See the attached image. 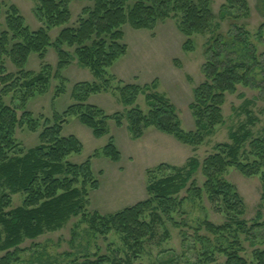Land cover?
I'll use <instances>...</instances> for the list:
<instances>
[{
	"label": "rangeland",
	"instance_id": "374dc122",
	"mask_svg": "<svg viewBox=\"0 0 264 264\" xmlns=\"http://www.w3.org/2000/svg\"><path fill=\"white\" fill-rule=\"evenodd\" d=\"M209 1L215 17L211 26L206 32L190 38L179 28L181 16L160 21L150 30L124 25L122 44L127 46V51L106 69L103 78L96 77L90 67L82 65L75 55V48L67 45L64 49L71 54L70 62L62 68L54 46L47 47L43 55L30 54L23 66L27 80L42 75L47 82L22 87V90L4 98L7 104L18 107L23 94H26L25 108L19 109L18 114L29 112L37 129L32 130L30 126L16 129L15 139L23 150L40 143L39 135L46 119L54 120L77 104L74 93L82 85L102 88L100 92L91 93L82 103L93 106L100 113L99 118L106 117L107 133L97 137L80 121L78 114L65 118L62 135H74L83 145L82 152L72 154L68 160L82 164L91 159L92 171L100 187L89 191L83 215L72 217L59 230L25 240L18 261L12 264H78L103 255H118L133 264H225L227 256L224 250L234 246L236 239L242 246L240 255L247 259L248 264H258L254 252L264 250L262 174L247 176L235 167H230L223 178L243 200L244 213L239 219L247 223L246 232L237 229L234 223L232 228L221 233L207 230V222L223 226L231 221L227 212L216 210L205 193V178L201 170L196 181L202 187V195L197 197L188 192V188L184 189L180 194L184 199L181 209L173 214V220L165 219L158 224L155 235L145 238L139 251L131 249L121 235L111 232L104 236L92 227L95 217L106 218L148 199L151 175L158 173L161 166L182 168L192 158L203 162L216 153L219 144H233L235 133L243 137L248 132L250 135L242 145L244 159L252 150V141L264 139V89L246 85H238L234 93L226 94L222 106L223 122L198 145L184 143L156 126H142L141 135L137 137L131 129L129 112L138 107L147 114L150 111L147 95L155 93L167 98L176 108L180 127L185 132L196 131V119L190 105L194 101L195 89L206 81L204 66L208 58V42L217 35L226 36L234 22L248 31L249 43L255 47L260 61H264V0H246L248 14L238 6L226 19H221V11L227 0ZM0 3V30L6 28V18L12 6L19 10L32 31L44 27L36 12L39 0H0ZM92 5L93 0H73L70 21L48 30L52 43L63 28L77 26L84 9ZM239 13L243 16L236 18ZM189 39L192 49L186 50ZM5 64L11 73L21 70L9 58L5 59ZM261 78V75L257 76L258 83ZM106 81L109 83L107 89L104 88ZM128 85L140 89L136 102L130 105L122 100V91ZM111 140L121 153L118 162L104 154V148ZM24 199L23 193L14 194L12 207L22 205ZM3 230L0 224L4 237ZM3 254L0 252V258Z\"/></svg>",
	"mask_w": 264,
	"mask_h": 264
},
{
	"label": "trees",
	"instance_id": "16d2710c",
	"mask_svg": "<svg viewBox=\"0 0 264 264\" xmlns=\"http://www.w3.org/2000/svg\"><path fill=\"white\" fill-rule=\"evenodd\" d=\"M72 1L39 0L36 12L44 27L36 31L26 25L19 10L12 6L6 18V28L0 30V224L5 234L3 237L0 232V252L4 253L0 264L17 262L25 240L59 230L72 217L83 215L89 191L100 187L92 171L91 159L82 164L68 160L72 154L82 152V142L74 135H62L65 118L76 114L97 137L107 133L106 117L99 118L100 113L93 106L82 103L91 93L101 91L98 85H82L74 93L77 104L54 120L46 119L37 146L24 151L15 139L18 127L30 126L35 131L37 128L29 112L21 116L18 114L19 109L25 108V93L18 107L7 104L4 98L22 90V87L47 82L42 75L27 80L23 66L30 54L43 55L47 47L54 46L60 56L59 67L62 68L70 62L71 54L64 49L67 45L75 48V55L82 65L90 67L96 77L103 78L106 69L127 51V46L122 44L124 25L150 30L160 21L181 16L179 28L190 38L206 32L215 18L209 0H93L92 7L84 9L78 25L63 28L52 43L48 30L70 21ZM238 6L249 13L246 0H227L221 11V19L231 17ZM241 16L240 13L235 15L236 18ZM232 26L226 36L217 35L208 42V58L204 66L206 81L195 89L194 101L190 105L196 119V131L185 132L170 101L164 96L150 93L147 95L150 106L147 114L138 107L128 114L136 137L141 135L142 126H156L184 143L198 145L223 122L222 106L226 94L234 93L238 85L264 89V61H260L255 47L249 43L248 31L235 22ZM185 48L192 49L191 39ZM6 58L21 70L16 74L8 71ZM258 75L262 77L260 83ZM105 84L104 88L107 89L108 81ZM139 90L138 86L125 87L122 91L124 103L134 104ZM249 135L246 132L240 137L235 133L233 144H219L216 153L206 157L203 162L192 158L182 168L161 166L158 173L151 175L148 199L106 218L95 217L92 227L104 236L111 232L121 235L131 249L139 251L144 239L155 235L158 224L165 219L173 220V214L181 209L184 199L180 194L184 189L188 188V192L197 197L202 195V187L196 181V175L201 170L205 178V193L216 210L219 213L227 212L231 221L223 226L207 222V230L221 233L232 228L234 223L237 229L246 232L247 223L239 219L244 213L243 200L223 178V174L230 167L247 176L262 174L264 201V139H254L251 152L242 159V145ZM104 154L113 161L121 160V153L113 140L104 148ZM18 193H23L25 199L22 205L13 208L12 196ZM234 242V246L224 250L227 256L225 264H248L247 259L239 253L242 250L240 242L238 239ZM254 257L258 264H264V250L257 249ZM78 264L133 263L118 255H103Z\"/></svg>",
	"mask_w": 264,
	"mask_h": 264
}]
</instances>
